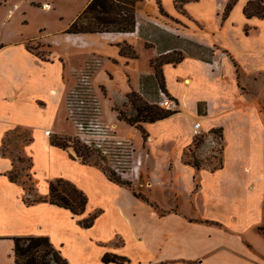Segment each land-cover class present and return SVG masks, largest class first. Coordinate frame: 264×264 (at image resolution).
<instances>
[{"label":"crops","instance_id":"1","mask_svg":"<svg viewBox=\"0 0 264 264\" xmlns=\"http://www.w3.org/2000/svg\"><path fill=\"white\" fill-rule=\"evenodd\" d=\"M90 1L0 0V264H14L13 237L39 235L68 264H264V15L244 13L253 0H234L228 10L231 0H139L132 32L64 33ZM159 26L169 38L155 34ZM32 41L43 43V56L28 48ZM190 43L214 49L212 59ZM173 52L180 58L160 69L177 107L143 123L144 139L113 106L134 116L126 95L144 98L141 80L154 82L152 60ZM87 68L100 89V120L132 144L130 180L144 198L51 142L72 131L64 103ZM194 121L206 134L196 151L203 160L221 132L219 168L185 161ZM17 132L13 144L31 163L32 199L10 180L15 161L2 152ZM57 179L85 194L81 214L25 202L45 198ZM105 254L119 260L104 262Z\"/></svg>","mask_w":264,"mask_h":264},{"label":"rangeland","instance_id":"2","mask_svg":"<svg viewBox=\"0 0 264 264\" xmlns=\"http://www.w3.org/2000/svg\"><path fill=\"white\" fill-rule=\"evenodd\" d=\"M178 1H181V0H178ZM253 1L257 2L255 4H258L257 5L258 7L260 6L261 8L264 9V0H253ZM130 3L133 5H131ZM137 3H139V0H134V3H132L131 1H127V0H123L121 2L115 1V4L117 5V9H120V10L124 9V7L131 9L130 7L133 6L132 9L133 11H135V6L137 5ZM1 13H2V10H1ZM87 21L88 20H86L84 17H81V20L78 22V26H81L82 24L84 26L87 25ZM14 25L16 26L18 24L14 22ZM113 27L114 26L112 24L108 26L110 30H113L114 29ZM140 27L142 28V33L147 32L145 33V38L147 37L146 39L151 41L153 36L151 35L152 33L149 32L147 29L148 25L143 23L140 25ZM26 28H27V31L33 32L34 26L29 25ZM104 28L105 27L103 26L96 27V29L100 31ZM156 28H157L156 30L157 33L155 34L159 38H161L162 36L161 34L166 35V33L170 32V31L169 32L166 31V29H163V27H160V26ZM66 29L64 30V33H69L66 31ZM100 33H105V32H100ZM121 33H128V32H121ZM69 34H78V33H69ZM165 38H169V37H167L166 35ZM146 45L149 46L151 45V43L146 42ZM27 46L29 49L33 50L34 52L42 56L46 53V50L40 49V47L44 46L43 43H41V41L28 42ZM190 47L192 48L194 53L197 54L198 56L204 59H207V60L212 59L214 49L204 47L196 43H190ZM178 54L176 52H173L168 55H163V56L157 57L152 60L151 65L154 68H156L154 70V75H153L154 82L152 83L150 80L142 78L141 88H143L144 98L137 92V95L139 96V98H141L144 101H146L147 99V102L149 101L157 105L156 102L159 99L157 88H158V85L160 86L161 82L163 81L160 64L165 61L173 62V61L178 60L180 58ZM95 89L96 88L91 83L90 69L87 68L85 70L80 71L76 77V81L74 85L67 92L65 103H64L67 121H69V123L72 124V131L69 136L55 137L54 139L55 141H57L60 144H63L70 151H72V154L74 156L80 158L84 162L98 165L106 173L111 174L113 177L119 179L122 182V184H127L129 187L133 189L134 192L143 196L142 194L143 191L141 187L139 185H135L133 181L130 180L132 176L131 170L135 168L134 166H132V161H133V155H132L133 151H131L132 144L131 142H128L125 139L121 140L120 138L114 136V134H112L109 131L108 127L104 125L102 120H100L101 108H100V105H99L100 103L98 102L97 98H99V96L101 97V95H99L100 89L97 88L96 91ZM95 94L96 95L98 94V96L96 97ZM128 94L126 95L127 98H128ZM128 103L134 108L131 100L128 99ZM113 107L119 108L125 112L124 107L121 105H115ZM66 108H68V110ZM89 112H91L92 115H90ZM95 114L101 126H103L105 130L99 134L91 133L90 135L89 133H87L88 135L87 139L89 140V142H91V145H88L80 139V135H82V133L78 130V126L76 122L78 123V122H81L79 120H84V119L86 120V118L89 115L90 116L88 118H95ZM214 133H215L214 134L215 137L217 138L216 140L217 142H214V145H211L210 152L206 156L207 158L206 160H203L204 158H201L196 154L197 148L205 141L204 137L206 134L200 131L199 134L197 135L194 134V138H193V142L191 146H189L185 150L184 152L185 161L192 162L193 158H196L198 161L199 160L201 161L202 167L206 168L208 166L211 169L219 168L221 166V150H222L223 144L221 142V132L218 130H215ZM18 135L19 133L17 132L16 134L7 136V140H6L7 144H5V146L3 147L2 152L4 154H9L15 161L14 167L11 170L12 175L16 177V182L20 183L23 186L25 191L30 195L31 197L30 199H32L34 198V196H36V191H35V183L32 180V175H31V172L29 171L31 167L30 160L27 156H25L21 152L20 148L16 147L18 146L16 145V143L13 144V140ZM93 135H97L98 137L90 138ZM143 138L147 139V135L145 134ZM94 140H99V143L102 146L98 147V144L96 143L97 141H94ZM119 141H123L124 142L123 145L122 144L119 145L117 143ZM200 161H199V166H200ZM137 162L140 163L139 161ZM143 166L144 165L142 164V168L144 170ZM116 169L118 171H116ZM143 170L141 171V180H144ZM56 254H59V253L56 251ZM48 260L50 261V264H55V262H53L52 254L48 255ZM65 264H68V263H65Z\"/></svg>","mask_w":264,"mask_h":264},{"label":"trees","instance_id":"3","mask_svg":"<svg viewBox=\"0 0 264 264\" xmlns=\"http://www.w3.org/2000/svg\"><path fill=\"white\" fill-rule=\"evenodd\" d=\"M116 2H121L123 0H91L86 6L82 14L77 20H81L84 17L87 21V25L78 26L79 21L73 22L69 28L66 29L69 33H88V32H132L135 26V15L132 9L133 6L129 8L124 7V9H117ZM134 3V0H127ZM234 0L227 6V10L231 8ZM257 2H249L245 8L244 13L247 16L251 15H264V9ZM131 4V3H130ZM133 5V4H131ZM119 6V5H118ZM86 24V23H85ZM113 25L114 29L110 30L109 25ZM105 27L104 29L97 30L96 27ZM156 69V68H155ZM160 86L167 92L164 81L161 82ZM128 99L131 100L134 109L136 111L134 116H127L125 112L119 108H115L117 111V117L119 120H123L130 125H135L142 135L145 134V130L142 127L143 123L155 122L157 120L164 119L175 111L167 110L159 107L156 104L148 103L147 101L139 98L137 93L131 92L128 94ZM53 144L65 147L63 144L58 143L53 138L51 141ZM192 165L199 167V161L193 158ZM109 178L115 182L122 183L119 179L108 174ZM9 178L12 181H16V177L12 175V171L9 172ZM135 196L144 198L140 194L134 192ZM26 203H31L33 201H47L52 204L67 208L73 215L81 214L86 205L87 197L85 194L77 189L70 182L57 179L51 182L49 185V193L45 198H36L30 200L25 197ZM92 217L83 221V226L87 227L92 222ZM14 247V264H50L48 260V255H53V262L55 264H65L67 263L60 254H56L54 247L52 246L49 238L47 236H27V237H13ZM104 262H116L119 258L115 255L105 254L103 256Z\"/></svg>","mask_w":264,"mask_h":264},{"label":"built area","instance_id":"4","mask_svg":"<svg viewBox=\"0 0 264 264\" xmlns=\"http://www.w3.org/2000/svg\"><path fill=\"white\" fill-rule=\"evenodd\" d=\"M157 92H158V101L156 102L157 105L163 109H167V110H172L175 111L176 107H177V103L167 94V92L158 85L157 88ZM90 115H92L91 112H89ZM89 115V116H90ZM88 116V117H89ZM86 118V120H79L81 122H76L77 126H78V130L82 133V135H80V139L88 144L91 145V142H89V140L87 139L88 135L87 133H89L91 135V133H102L105 129L103 126H101L99 120L97 119V116L95 114V118ZM193 132L195 135L199 134L201 131V122L200 121H194L193 122V126H192ZM97 135H93L90 138H97ZM97 141L96 143L98 144V147H101L102 145L99 143V140H94ZM119 145H123V141H119L117 142ZM131 151H133V149H131ZM134 169V168H133ZM116 171H118L116 169Z\"/></svg>","mask_w":264,"mask_h":264},{"label":"bare ground","instance_id":"5","mask_svg":"<svg viewBox=\"0 0 264 264\" xmlns=\"http://www.w3.org/2000/svg\"><path fill=\"white\" fill-rule=\"evenodd\" d=\"M186 83H188V81Z\"/></svg>","mask_w":264,"mask_h":264}]
</instances>
